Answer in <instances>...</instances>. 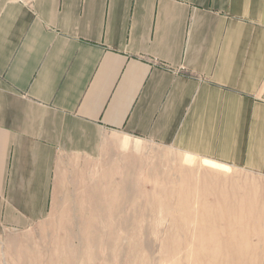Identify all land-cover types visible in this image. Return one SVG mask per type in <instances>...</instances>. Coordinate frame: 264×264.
I'll list each match as a JSON object with an SVG mask.
<instances>
[{
  "label": "crops",
  "instance_id": "0c3cea01",
  "mask_svg": "<svg viewBox=\"0 0 264 264\" xmlns=\"http://www.w3.org/2000/svg\"><path fill=\"white\" fill-rule=\"evenodd\" d=\"M111 131L264 175V0H0V234Z\"/></svg>",
  "mask_w": 264,
  "mask_h": 264
},
{
  "label": "rangeland",
  "instance_id": "374dc122",
  "mask_svg": "<svg viewBox=\"0 0 264 264\" xmlns=\"http://www.w3.org/2000/svg\"><path fill=\"white\" fill-rule=\"evenodd\" d=\"M108 142L94 180L0 234V264H264L263 174L119 131Z\"/></svg>",
  "mask_w": 264,
  "mask_h": 264
},
{
  "label": "bare ground",
  "instance_id": "6f19581e",
  "mask_svg": "<svg viewBox=\"0 0 264 264\" xmlns=\"http://www.w3.org/2000/svg\"><path fill=\"white\" fill-rule=\"evenodd\" d=\"M212 164H214V163H212Z\"/></svg>",
  "mask_w": 264,
  "mask_h": 264
}]
</instances>
